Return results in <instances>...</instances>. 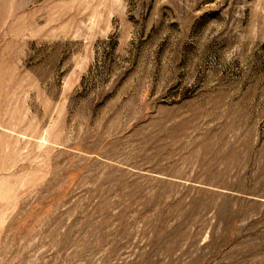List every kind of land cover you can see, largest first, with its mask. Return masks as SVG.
I'll return each instance as SVG.
<instances>
[{
	"label": "rangeland",
	"instance_id": "obj_1",
	"mask_svg": "<svg viewBox=\"0 0 264 264\" xmlns=\"http://www.w3.org/2000/svg\"><path fill=\"white\" fill-rule=\"evenodd\" d=\"M0 264H264V0H0Z\"/></svg>",
	"mask_w": 264,
	"mask_h": 264
}]
</instances>
